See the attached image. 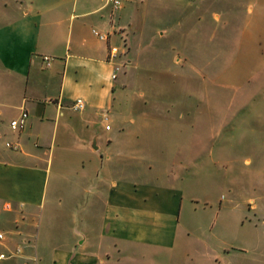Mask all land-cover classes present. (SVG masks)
Wrapping results in <instances>:
<instances>
[{"label":"crops","instance_id":"0c3cea01","mask_svg":"<svg viewBox=\"0 0 264 264\" xmlns=\"http://www.w3.org/2000/svg\"><path fill=\"white\" fill-rule=\"evenodd\" d=\"M243 1L250 29L230 69L249 52L264 56V0H124L116 10L108 0H0V223L14 227L0 231L6 263L141 264L189 243L182 215L198 199L191 170L214 152L215 127L208 115H187L185 101L149 93L161 82L140 75L139 62L162 58L173 41L194 57L210 9L228 25ZM127 65L134 80L119 73ZM78 98L83 110L73 107ZM23 109L26 126L11 129ZM244 241L257 251L264 238ZM200 242L208 260L216 248Z\"/></svg>","mask_w":264,"mask_h":264},{"label":"rangeland","instance_id":"374dc122","mask_svg":"<svg viewBox=\"0 0 264 264\" xmlns=\"http://www.w3.org/2000/svg\"><path fill=\"white\" fill-rule=\"evenodd\" d=\"M214 10L221 9H210L211 26L204 42L191 44L194 57H187L181 41H173L169 47L174 49H166L163 44V52L168 53L162 58H142L139 62L140 71L145 69L140 75L161 82L149 93L162 101H185L187 115H208L213 120L210 126L215 127L208 133L214 152L208 158L201 155L200 166L191 170L193 196L198 199L193 207L188 203L182 215L185 235L191 240L178 251L160 249L159 254L144 258L141 264H264V241L257 251L244 241L253 235L264 238V56L249 58V52L237 60L239 66L230 69L240 39L250 29L246 26V4L241 3L228 25L224 17L220 22L213 20ZM224 30L226 40L221 41ZM190 63L199 70L186 69ZM132 66L122 67L120 75L126 71L134 80L137 70ZM156 68L165 69V73L150 75ZM224 70H229L225 76ZM132 96L131 91L127 97ZM121 97L119 93L117 99ZM224 116L228 121L223 129ZM220 202L226 207L220 209ZM11 228L13 225L0 223V231L6 236ZM200 241L216 248L208 260L200 255ZM239 246L248 250L237 249Z\"/></svg>","mask_w":264,"mask_h":264},{"label":"built area","instance_id":"2783aa9c","mask_svg":"<svg viewBox=\"0 0 264 264\" xmlns=\"http://www.w3.org/2000/svg\"><path fill=\"white\" fill-rule=\"evenodd\" d=\"M124 0H108V2L110 3V5L113 7V9H119L122 4H123ZM95 34L97 36H99L101 39H107V35L102 34L98 31H95ZM119 52V49L117 46H110L109 47V56L112 57L114 55H116ZM46 64L50 65V58L49 57H44ZM74 109L76 110H83L85 107V102L83 99L78 98L74 105H73ZM29 117V113L27 110L23 109L20 116L18 118L12 119L10 121V127L13 130H21L23 129L26 124H27V120ZM107 128H109V126H107ZM7 146L13 148V149H18V145L12 144L10 142L7 143ZM4 239V234L2 232H0V241H2ZM12 257V254L10 253H6V252H0V261L3 262V264H8L6 263L7 260H9Z\"/></svg>","mask_w":264,"mask_h":264}]
</instances>
